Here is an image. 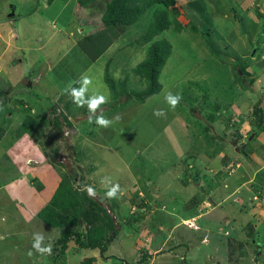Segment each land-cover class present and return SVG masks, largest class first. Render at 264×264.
Returning <instances> with one entry per match:
<instances>
[{"label": "rangeland", "instance_id": "1", "mask_svg": "<svg viewBox=\"0 0 264 264\" xmlns=\"http://www.w3.org/2000/svg\"><path fill=\"white\" fill-rule=\"evenodd\" d=\"M256 9L264 13V0H177L170 16L184 28L162 34L172 53L159 76L160 94L122 107L125 98L112 100L105 69L108 65L116 82L126 80L127 94L144 89L133 72L147 49L135 43L143 25L112 40L92 62L77 43L101 28L97 9L79 8L77 0L50 5L0 0V34L9 25L15 33L11 47L19 48L10 52V63L16 57L18 67L22 59L31 84L30 89L22 84L7 88L0 101V264H82L89 258H95L91 264H135L143 253L148 257L142 264H264V171H256L264 167V152L257 162L244 160L240 152L249 155L259 136L254 131L264 133V17H257L259 24L254 21ZM245 15L247 20L238 21ZM237 63L247 66L248 75L240 81L234 75ZM82 74L93 80L89 94L109 97L101 106L104 115L120 117L110 127L89 124L87 109L65 94L69 85L79 86L74 82ZM4 75L6 86L12 85ZM167 92L182 96L174 110L165 102ZM258 102L259 113L253 108ZM156 109L166 116H154ZM175 121L189 133L192 150L184 144L178 153L165 149L166 129ZM23 130L28 133L17 136ZM206 134L224 144L215 160L206 153ZM231 159L240 164L227 166ZM60 175L71 177L76 189L92 186V198L104 208L102 178L120 185L122 192L111 199L119 214L117 234L108 239L103 257L98 249L79 248L70 240L67 252L54 258L57 240L74 227H50L38 213ZM192 218L197 230L183 224ZM78 225L87 227L83 221ZM35 231L43 232L53 248L57 243L51 256H28Z\"/></svg>", "mask_w": 264, "mask_h": 264}, {"label": "trees", "instance_id": "2", "mask_svg": "<svg viewBox=\"0 0 264 264\" xmlns=\"http://www.w3.org/2000/svg\"><path fill=\"white\" fill-rule=\"evenodd\" d=\"M53 1L46 0V3L50 5ZM77 3L83 9L93 8L101 13V28L96 33L83 37L77 43L92 62L105 53L112 40L124 36L130 28L137 24L143 25V33L135 43L147 45V49L144 59L135 66L133 72L145 87L139 92L127 94L124 85L126 80L116 82L110 77L107 65L104 81L109 88L112 100L117 102L120 96H124L125 99L121 106L125 107L133 103L144 104L148 98L160 94L162 85L159 82V76L172 53L171 44L162 34L171 27L176 32H181L184 28L176 18L170 16V10L175 7L177 0H77ZM258 17H260L259 14ZM191 31L197 32V28L192 26ZM206 44L211 51H214L210 42L206 41ZM130 45H134V43ZM235 67H237V71H234V75L237 80L240 81L248 75L245 71L247 66L244 67L243 64L237 63ZM248 84L250 85V82ZM5 85L4 78L0 76V101L4 99ZM253 108L254 112H261L259 102ZM259 120L261 119H256L257 122ZM54 125L60 132V125L56 122ZM93 125L95 124L93 123ZM261 132L257 130L253 134L258 136ZM23 133L28 132L23 130L18 132L17 136H21ZM218 139L220 138L214 135L206 134L204 136L203 143L206 145V153L209 158L215 159L224 152L221 151L222 149L225 150L224 144L222 146V142H219ZM248 142L250 140L243 143L245 147L248 146ZM240 152L241 156H248L245 149ZM60 177L61 180L53 196L38 213L39 218L50 227H74V229L64 232L63 236L57 240L60 247L59 253L54 258L67 252L70 240H73L79 248L98 249L100 256L103 257L109 245L108 239L111 235L117 234L114 220L119 217V214L116 212L115 202L105 198L108 208H104L96 199L90 197L85 189L74 188L71 177L66 178L63 175ZM109 212L113 215L112 217ZM79 221L86 222L87 227L85 229L79 227ZM57 243L53 248L55 251ZM147 257L148 254L143 253L135 264L145 263ZM94 259L89 258L86 262L91 264ZM86 262L83 261L82 264H86Z\"/></svg>", "mask_w": 264, "mask_h": 264}, {"label": "clouds", "instance_id": "3", "mask_svg": "<svg viewBox=\"0 0 264 264\" xmlns=\"http://www.w3.org/2000/svg\"><path fill=\"white\" fill-rule=\"evenodd\" d=\"M74 83L78 84L79 86L76 87L69 85L65 89V94L69 96L71 102L74 105L79 108L87 109V120L89 124L94 123L99 128H108L113 124L114 120L118 121L120 119L118 115L114 117V120L109 119L104 115L101 106L109 102L108 96L98 91H93L91 94H89L90 86L93 84V80L89 75L82 74ZM164 99L169 107L174 110L179 105L182 96L179 94H173L172 92H167L164 96ZM153 115L156 117H164L166 116V113L163 109H156L154 110ZM101 184L105 185L107 188L105 197L108 199H115L118 197V194L122 192L120 185L118 183H113L110 177H103ZM85 190L90 197H94L96 195V191L92 186H85ZM188 220L195 221V218ZM52 252V244L45 243V234L41 231L33 232L31 249L27 253L28 256L32 257L34 254H38L40 256H51Z\"/></svg>", "mask_w": 264, "mask_h": 264}, {"label": "crops", "instance_id": "4", "mask_svg": "<svg viewBox=\"0 0 264 264\" xmlns=\"http://www.w3.org/2000/svg\"><path fill=\"white\" fill-rule=\"evenodd\" d=\"M248 1H250V3L251 2H253V0H248ZM177 4V3H176ZM251 5H253V3L251 4ZM176 6V5H175ZM79 8H81L80 6H79ZM83 9V8H82ZM258 9H256L255 11H254V13L255 14H253L252 16H253V20L254 21H257V23L259 24V20H258V18H261V17H264V13H262V11L261 10H258L261 14L259 15L260 17H258V14L256 13V11H257ZM241 16V15H240ZM258 17V18H257ZM238 19V21H245V20H247L248 19V17L245 15L244 16V18H242V17H239V18H237ZM97 27H99L98 26V24H97ZM2 34V35H1ZM1 34H0V53H1V58H3L4 59V62L2 63V64H0V76L4 73L5 75H4V77H6V79H11L10 81L12 82V85H8V87L5 85V89H4V92H6L7 93V88H8V90L9 89H12V86L14 85V87L16 86V87H18V85L20 84H22V85H24V87H27V86H29V89H30V87H31V84L30 85H27V81L28 82H30L29 80H28V78H26V77H24V74H23V72H22V70H23V61H22V59H18V60H21L20 62L21 63H19V65H21V66H18V67H16L17 65L15 64V60H17L16 59V57H14L13 58V61L10 63V52L12 53V54H14L15 53V51H16V49L18 50L19 48L15 45V44H13V41H12V47H11V41H9V39H10V37L11 36H13L14 37V31L12 30V28H10V26L8 25L7 27H6V30L5 31H3V32H1ZM92 33H90V34H88V35H91ZM87 36V35H86ZM249 37H251V35L249 36ZM16 39V38H15ZM225 46H227V42L225 43ZM241 58V57H240ZM28 61H30V60H28ZM241 61H242V58H241ZM12 63H14V65L12 66L11 64ZM29 63V62H28ZM36 64V62H33V61H30V66L32 65V67L34 66ZM19 70H20V72H19ZM8 76H9V78H8ZM2 77V76H1ZM32 80V79H31ZM4 81H5V79H4ZM6 82V81H5ZM18 89V88H17ZM4 95H5V93H4ZM183 130V127H182V125H179L178 123H177V121H175L174 122V124L172 123L170 126H169V128H167L166 129V132H165V135H167V137H168V140L166 141V143H167V148H165V149H171V151H175V152H177L178 153V151L179 150H181V148H182V146H183V144H184V146H185V148H186V151H188V150H192V148H193V144H192V142H191V139H190V135L188 136V134L187 133H185V131L183 132L182 131ZM24 135V134H23ZM257 140V141H256ZM256 140L254 141V143H252L253 145H254V147H251V148H253V150H256V153L257 154H253L252 155V153H253V150L251 149L250 151H251V153L248 155V156H244V160H249V161H251L252 162V159L251 158H253V160H255L256 162L258 161V159H259V157L261 158V156L263 157V152H264V141H261V140H264V133H260L259 134V136L256 138ZM169 142V143H168ZM185 142V143H184ZM258 142H260V143H258ZM261 142H263V143H261ZM21 144H23V143H21ZM257 144L260 146V147H257ZM262 144V145H261ZM184 148V147H183ZM255 152V151H254ZM180 154V153H179ZM231 156V155H230ZM179 157V156H178ZM188 157V156H187ZM217 159V158H216ZM215 160V159H214ZM213 160V161H214ZM29 161H31V159L29 160ZM235 163V165L237 166L238 164H240V163H236V161H234L233 159H231V160H229V162H228V164H227V166H231L232 164H234ZM32 163V162H31ZM262 170L264 171V167L262 166V167H260V168H258L256 171H257V173H263L262 172ZM244 185V184H243ZM202 203H203V201H202ZM203 204H205V203H203ZM210 205V204H209ZM216 205L215 204H213L212 205V208L213 207H215ZM198 207H200V206H198ZM210 209V208H209ZM199 211H200V209H199ZM201 213V212H200ZM205 240V239H204Z\"/></svg>", "mask_w": 264, "mask_h": 264}, {"label": "built area", "instance_id": "5", "mask_svg": "<svg viewBox=\"0 0 264 264\" xmlns=\"http://www.w3.org/2000/svg\"><path fill=\"white\" fill-rule=\"evenodd\" d=\"M183 224L186 225L188 228L197 229V226L194 220H185L183 221Z\"/></svg>", "mask_w": 264, "mask_h": 264}, {"label": "water", "instance_id": "6", "mask_svg": "<svg viewBox=\"0 0 264 264\" xmlns=\"http://www.w3.org/2000/svg\"><path fill=\"white\" fill-rule=\"evenodd\" d=\"M14 13H10L8 16H12ZM251 138L252 137H250V139L249 140H251ZM34 165H37V164H34ZM102 199V201L105 203L106 202V200H105V198H101Z\"/></svg>", "mask_w": 264, "mask_h": 264}]
</instances>
